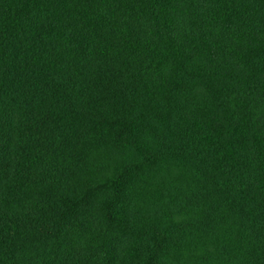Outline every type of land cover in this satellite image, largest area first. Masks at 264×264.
Returning a JSON list of instances; mask_svg holds the SVG:
<instances>
[{
    "label": "trees",
    "instance_id": "1",
    "mask_svg": "<svg viewBox=\"0 0 264 264\" xmlns=\"http://www.w3.org/2000/svg\"><path fill=\"white\" fill-rule=\"evenodd\" d=\"M0 264H264V0H0Z\"/></svg>",
    "mask_w": 264,
    "mask_h": 264
}]
</instances>
